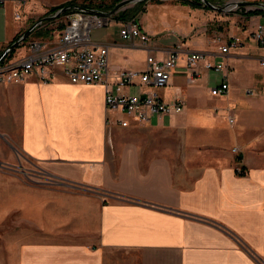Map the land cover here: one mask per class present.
Returning <instances> with one entry per match:
<instances>
[{"label": "crops", "instance_id": "0c3cea01", "mask_svg": "<svg viewBox=\"0 0 264 264\" xmlns=\"http://www.w3.org/2000/svg\"><path fill=\"white\" fill-rule=\"evenodd\" d=\"M69 1L6 3L0 20H10L0 50ZM142 13L136 19L151 46L123 40L119 29L129 19L115 17L113 31L95 27L90 40L107 45L111 65L133 71L145 68L149 52L162 58L181 45L182 57L159 91L167 102L183 100L177 115L122 127L105 110L102 85L71 83L59 70L49 82L34 75L0 82V163L31 160L41 169L31 177L59 185L42 188L41 204L37 190L6 182L22 179L21 171L1 175L0 264H264V47L250 38L264 13L246 17L247 27L220 43L192 21L185 28L162 21V10ZM39 29L34 38L46 40L53 23ZM234 35L241 46L221 53ZM188 51L205 56L193 81ZM207 60L226 63L227 76L206 70ZM221 82L227 93L212 96ZM8 217L15 237L6 232Z\"/></svg>", "mask_w": 264, "mask_h": 264}, {"label": "built area", "instance_id": "2783aa9c", "mask_svg": "<svg viewBox=\"0 0 264 264\" xmlns=\"http://www.w3.org/2000/svg\"><path fill=\"white\" fill-rule=\"evenodd\" d=\"M8 2L23 5L25 0H0V8ZM96 11L106 12L86 4H74L60 16L34 21L30 33L18 38L21 41L11 50L0 57V82L15 83L28 75H34L41 82L51 81L59 70L71 83L99 84L104 89V106L108 113L113 114V119L122 127L130 121L143 124L149 122L151 117H171L183 109V100L176 98L167 102L160 94L170 78L172 71L177 67L181 45H175L167 50L162 58H157L149 52L146 57V66L142 71L124 70L109 63L108 47L106 44H95L90 40V32L95 27L108 26L114 15L99 14ZM15 18L20 19V14L15 13ZM62 18V19H60ZM53 29L48 33L46 40L32 37V31L53 22ZM59 22V29L55 24ZM30 26V27H31ZM119 36L123 40L132 41L139 39L142 45L151 46V36L145 33L136 18L121 23ZM17 38V39H18ZM250 38L264 47V23L257 24ZM16 39V40H17ZM13 43V42H12ZM242 39L238 35L232 36L228 42L219 47L221 53H228L231 48L240 47ZM5 47L0 50V55ZM22 50V51H21ZM188 79L193 81L200 75L199 63L205 56L199 51H188L185 55ZM259 64L264 66V56L259 59ZM206 70L224 73L226 77L229 68L224 62L205 61ZM131 85L144 86L141 93H130ZM228 84L210 88L212 96H221L227 93ZM264 93V88H263ZM124 115L125 119L120 118ZM228 121L234 122V117L228 115ZM236 152V149L232 150ZM239 170V169H238ZM241 172V171H240Z\"/></svg>", "mask_w": 264, "mask_h": 264}, {"label": "rangeland", "instance_id": "374dc122", "mask_svg": "<svg viewBox=\"0 0 264 264\" xmlns=\"http://www.w3.org/2000/svg\"><path fill=\"white\" fill-rule=\"evenodd\" d=\"M85 1V2H82ZM88 1V0H87ZM86 0H79L77 2H82L83 4H87L90 2H87ZM93 1L96 2L97 4H103L105 6L108 5H113L112 0H103L102 2H100V0H91V4H95L93 3ZM159 1V2H158ZM182 2H184L183 0H180ZM203 2V0H201ZM235 1H249V2H262L264 3V0H221L219 3H213L212 5L213 7H208L206 9L204 8H192L188 5H182L179 0H147L145 5H144V11L145 13H154L157 12L158 10H162V21H165L167 23H172V24H178L181 25L186 28H188V23L190 21L193 22V27L195 28V30L203 33L205 36L208 37H212L213 39L217 40L218 43H220L224 38L223 37H228L230 34V31H234V33H240V31H243L246 27H247V23H246V17H248L247 14L243 13V11H248L247 7H238L235 6L234 4H229L228 7H226L225 3L227 2H235ZM133 7H135V4L132 5H128L126 6L124 9L120 10L121 11H125V10H129L132 9ZM50 8H47L46 13H49ZM112 9V8H111ZM110 9V10H111ZM109 11V10H108ZM115 13L114 17L119 13ZM55 13V12H54ZM54 13H50L47 14L45 16L42 17H47V16H52ZM142 11H140L137 14L136 18H139L140 20H142ZM10 15V14H9ZM11 16V15H10ZM41 18V17H40ZM7 19L10 20V17L7 16ZM6 17H4L3 19L0 20V32L3 31V29L6 26ZM62 19V18H60ZM56 21L52 22L55 23ZM60 23L57 22L55 24V27H57L59 29V25ZM101 28L106 29L107 31H113L114 28L113 27H109L108 26H102ZM41 30L42 29H37L36 30V34L34 33L32 36L36 37L39 34H41ZM109 118V116H108ZM237 152V149H236ZM20 165H15V166H11L8 164H3L0 163V183L4 182V179L1 178V175L5 172V171H21L24 175L22 176V179H17V180H10L8 177L6 178V182L7 183H12L13 185H17V188L21 189L23 188L24 190L26 189H35L38 191V193L42 196H40V198L42 197V202L41 204H45L46 203V199L44 197V192L42 190V188H56L59 187V185H57L56 181H54L52 178H34L31 177L29 174L38 172V174H40L41 169H39L37 166H35L33 163V161L31 160H22V162L19 163ZM8 166V167H5ZM239 169V170H238ZM32 170V171H31ZM241 168H236V174L240 175ZM15 186H12V188H14ZM15 214H12L10 216V219L14 220ZM17 218H19L17 216ZM14 224V222H13ZM13 224H10V220L8 217V221H7V228H6V232L11 233V237H15L16 233L15 231H17V229L13 226ZM10 226V227H9ZM25 230V228L23 229V231Z\"/></svg>", "mask_w": 264, "mask_h": 264}, {"label": "water", "instance_id": "95a60500", "mask_svg": "<svg viewBox=\"0 0 264 264\" xmlns=\"http://www.w3.org/2000/svg\"><path fill=\"white\" fill-rule=\"evenodd\" d=\"M140 1H144V0H120V1L117 2V3L115 4V6H113L112 9L109 10V11H106V12H100V11H96V10H95V12H97V13H99V14H105V15H109V16H111V15H114L115 13L119 12L120 10L124 9L126 6H128V5H132V4H136V3L140 2ZM146 1H147V0H146ZM203 2H204L205 5H207L208 7H213V8H214V6H213L210 2H208L207 0H203ZM229 4H234L235 6H238V7H240V6H242V7H247L248 10H264V3H262V2H249V1L227 2V3H225L226 7H228ZM66 9H67V7L60 8V9H58L57 11H55V13H54L52 16L41 17V18L38 20V22H41V21H43V20H45V19H51V18L58 17V16H60V14H62ZM33 27H34V25L31 26L29 29H27V31H25V33H24V35L22 36V38L25 37V36H27V35L30 33V31L32 30ZM22 38H18V39L15 40L13 43H11V44L8 46V48H7L6 50L3 51V53L0 55V57H3L4 54H5L6 52H8V51L11 50L12 48H14V47H15V46L21 41ZM57 182H58L59 184H61V185L72 186V184L67 183V182H65V181H62V180H57Z\"/></svg>", "mask_w": 264, "mask_h": 264}, {"label": "trees", "instance_id": "16d2710c", "mask_svg": "<svg viewBox=\"0 0 264 264\" xmlns=\"http://www.w3.org/2000/svg\"><path fill=\"white\" fill-rule=\"evenodd\" d=\"M102 1L103 0H100V2H102ZM119 1L120 0H112L113 5H115ZM183 1H184V4L189 5L192 8H204V9L208 8V6L205 5V3L202 2L201 0H183ZM207 1L210 2L211 4H213V3H219L221 0H207ZM82 2H85V1H82ZM82 2H77V0L69 1L67 3H64V4H61L59 6L51 8L50 13H54L55 11H57L60 8L71 6V5H74L76 3L77 4H79V3L83 4ZM87 2H90V3H87L86 5H90L91 4V0H88ZM93 3H95V4H92L90 6H93L94 8H98V9L104 10V11H108V10H110L113 7L112 5H108V6H105L103 4H97L96 5L95 1H93ZM145 3H146V0L140 1V2L136 3L135 7H133L132 9L119 12L115 16V19L116 20H126V19L136 18L137 14L140 11H143V5ZM243 13L247 14L248 16L249 15H257V14L264 13V10H248V11H243Z\"/></svg>", "mask_w": 264, "mask_h": 264}]
</instances>
